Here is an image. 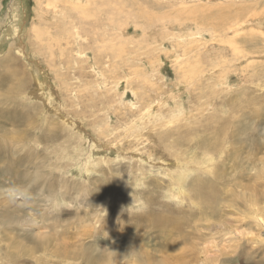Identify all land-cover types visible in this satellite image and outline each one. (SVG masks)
I'll list each match as a JSON object with an SVG mask.
<instances>
[{
	"label": "rangeland",
	"instance_id": "1",
	"mask_svg": "<svg viewBox=\"0 0 264 264\" xmlns=\"http://www.w3.org/2000/svg\"><path fill=\"white\" fill-rule=\"evenodd\" d=\"M14 143L46 156L43 194L0 185L52 239L32 264H264V0H0V154ZM198 166L203 203L169 186ZM152 196L183 232L150 225Z\"/></svg>",
	"mask_w": 264,
	"mask_h": 264
},
{
	"label": "bare ground",
	"instance_id": "2",
	"mask_svg": "<svg viewBox=\"0 0 264 264\" xmlns=\"http://www.w3.org/2000/svg\"><path fill=\"white\" fill-rule=\"evenodd\" d=\"M19 13L21 15H23V13L21 11ZM20 14H17V18H16L17 21L21 19V17L19 16ZM17 29H16L15 24L10 27L11 31L17 32ZM26 56H27L26 58H28L29 54ZM32 66H34V65H32ZM33 68L36 70L38 69L36 67V65ZM39 95L43 96L44 100H46L43 91L39 92ZM17 120H18L17 118L16 119L12 118V119H7V122H13V121H17ZM3 135L4 136L6 135L5 132ZM4 136L2 138L5 139ZM118 144L119 143H117V145ZM2 145H3V147L1 149V151L4 155L2 156L0 154V161L5 163V165L0 166V185H3V184L15 185L16 184L19 186V184H20L23 186V192H24V190H26V192H28L29 194H33V192H37L39 190V192H41L43 194L44 188L46 186V180H47V177H44V173H46V171L44 169V165H46V163H45L46 162L45 161L46 156L45 155L43 156L44 150L43 149H37V150L32 151V150H30L29 147H27L29 145H27V146L22 145V147L21 146L19 147L20 148V150H19L18 145H16L15 143L12 144V146L9 149L7 147H5L4 144H2ZM173 145L176 146V144H174L172 142V144H169V147L170 148L174 147ZM218 145H219V141L217 139H215V141L212 143H209L205 139L202 141V146L204 148H208L209 150H217L216 148L218 147ZM0 148H1V146H0ZM15 153H16V156H14ZM38 157L40 159L39 162L37 163V167H39V174H37V176H34V175H31L29 173L28 169L30 167V164L33 162V160L35 158H38ZM175 158H176V160L178 159V157H175ZM167 164L168 163L166 162L165 165H167ZM200 167L198 166V168L196 170L199 172V175L193 176V178H191L189 180V182H187V180H186V172L185 171H177L175 173H172L171 181L169 182V186L171 187V185H172V187H175V186L178 187L182 194H184V193H187V195L198 194V196L201 199L200 200L201 203H203L204 200L208 196L213 197V198H217L218 194H219V192H218L219 190L217 189V191H216L215 184L211 180L212 178L209 179L208 176H203L204 174H206L207 170L202 169ZM201 170H203V171L201 172ZM176 174H178V176H176ZM25 178H26V180H24ZM34 178H37V181H34ZM185 186H186V188L184 189ZM200 192H203V193L205 192L207 194H200ZM2 195L3 194H0V197H2ZM53 195L55 197L56 194H53ZM58 196L61 198L62 194H59L56 197H58ZM43 199L44 198L42 196H39L40 202L43 201ZM150 200L154 201V203H156L158 205L163 206V208L161 210L155 209V210H152L150 212L144 213V215L147 214V217H149L152 220V221H150V219H149L150 223L155 222L156 224H160V226L167 225V226L171 227L174 225V222H175L176 223V226H175L176 229L180 232L182 230V232H183V228L186 226V222L188 221V216H187V219L185 218V213H184L185 208L184 207H181V205L176 206V204L171 203V202L161 201V199L159 200L158 197H156V196H152ZM11 202H12L11 198H9V201L7 203H5L6 205L3 204L2 201L0 202V224H1L0 229L3 230L2 231L3 234L0 236V250H3V248H4L3 253H4L5 257L8 260L12 261V263L15 262L16 264L17 263L18 264H32L33 263L32 262L33 260L31 257L32 251H34V249H37V250L40 249V250L45 251L46 248H48V246H50V244L48 245V243L51 242L52 239L49 238L50 236H47V235L45 236V234H42L40 237H38V242L34 245L32 242V238H31L32 235H31V233L30 234L28 233L27 228H30V226H32V224L36 223V221L34 219V218H36V216L34 215L35 217L33 218L31 213L25 211L24 208H26V206L24 208H21L20 206H17V205H15V207H12ZM49 202H51V201H49ZM31 203H33V199L31 201H29V204H30L29 209L32 208ZM56 204L58 205L59 201H57ZM213 205H214L213 201H210L209 206L213 207ZM53 206L55 207L56 205L53 204ZM46 208L44 207V209L42 210L43 212H41L40 215H38L37 217H41L42 219H46ZM188 208H186V210ZM191 209H193L194 211L201 210V208H199V209L191 208ZM162 212H167L168 215L163 216ZM174 213H176V214H174ZM26 214H30V216L27 217ZM169 214L173 218H170ZM144 215H142V217ZM181 215H183V216H181ZM6 216H11V217L13 216L16 220V223H14V225H13L12 221H10L9 219H5ZM48 217L49 216H47V218ZM254 218L257 221H259L261 224L264 225V218L263 217H258V215H257ZM21 221L23 223H19L21 225L16 226L17 223L21 222ZM36 224H38V223H36ZM150 225L152 226V223ZM2 226H3V228H2ZM23 226H26V228H23ZM170 232H171V229H170ZM17 238H20L21 241H18L19 239L17 240ZM3 241H4V244H2ZM71 247H73V246H71ZM0 263H3V262H0ZM3 264H5V263H3ZM89 264H94V263L89 262ZM208 264H210V262H208Z\"/></svg>",
	"mask_w": 264,
	"mask_h": 264
}]
</instances>
